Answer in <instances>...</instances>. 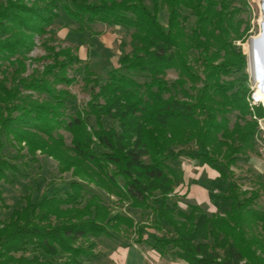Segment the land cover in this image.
Here are the masks:
<instances>
[{
	"label": "trees",
	"instance_id": "16d2710c",
	"mask_svg": "<svg viewBox=\"0 0 264 264\" xmlns=\"http://www.w3.org/2000/svg\"><path fill=\"white\" fill-rule=\"evenodd\" d=\"M62 12L83 32L97 22L133 30L132 52L122 54L107 82L90 78L88 111L69 120L70 93L58 86L72 83L66 71L78 56L52 49L54 62L42 73L22 76L36 37ZM250 15L247 0H0V136L59 158L75 177L63 195L28 196L11 215H0V264H83L95 257V239L131 229L135 221L112 214L93 185L152 212L169 236H145L143 227L136 243L161 255L189 264H264V210L252 206L259 193L230 178L259 132L237 44L251 29ZM170 71L177 73L173 81ZM21 88L39 97H22ZM58 128L72 135L68 166L58 155ZM2 147L0 140V182L18 171ZM182 156L220 173L227 192L212 199L227 204L223 213L209 215L195 204L187 212L173 198Z\"/></svg>",
	"mask_w": 264,
	"mask_h": 264
},
{
	"label": "rangeland",
	"instance_id": "374dc122",
	"mask_svg": "<svg viewBox=\"0 0 264 264\" xmlns=\"http://www.w3.org/2000/svg\"><path fill=\"white\" fill-rule=\"evenodd\" d=\"M247 2L250 7L251 29L248 35L237 42V44L241 47L247 60L246 72L249 74L248 79L251 91L249 93L251 98L255 92V82L249 67L250 45L251 39L257 37L260 33L262 12L260 7L261 0H247ZM64 14V12L60 14V17L48 28L45 36L36 37V46L29 54V59L26 61L27 71L22 76H31L36 71L42 73L46 65L54 62L49 57L52 54V49H55V51L69 49L73 55L78 56L80 61L72 64L66 71L67 77L72 80V83L58 86V89H65L70 93V98L66 101V109L64 111L66 113L65 117L69 120V117L77 111H88V104L92 99L91 85L93 84L89 81L91 80L90 78L97 77L102 84L107 82L109 71L119 66V59L122 54L132 52L131 34L133 30L97 22L83 32L80 31V24L77 21L68 18ZM89 71L93 72L92 75L88 73ZM10 73L14 72L8 71V75ZM176 78L177 73L175 71H170L167 75L169 81H173ZM11 79L9 77L10 82ZM21 92L22 97L27 95H33L35 98L39 97L38 94L30 89L21 88ZM252 107L259 125L255 148L253 150H245V154L240 155L241 159L231 167L233 173L230 178L237 181L242 191L247 190L250 192L253 189L256 190L259 196L252 206L259 210H264V175L259 173L258 169L261 167L250 163L253 159L254 161L259 160L264 165V104L257 102ZM258 108L263 109L262 117L257 115ZM231 119L234 122V115L231 116ZM55 135L63 136L64 142L61 147L63 150L58 152V155L67 165V160H70L69 157L75 156L70 149L72 135L64 128H58L55 131ZM0 140L3 143L1 150L3 155L11 163L18 166V171L14 176L16 179L11 176L8 180L0 182V190L5 200V206L0 208L2 219L11 215L14 209L24 204L26 197L30 196L36 200L41 199L45 195H63L69 188L68 183L75 180V177L72 176V168L64 171L57 160L59 158L43 154L40 150H37L35 154H31L27 150L25 143L19 145L12 140L9 142L4 134L0 136ZM176 149L179 150V148ZM186 151L189 150H181L180 152ZM177 167L178 164H175L176 169ZM92 188L96 195L98 194L102 197V202L110 208L112 214H126L135 222L131 229L124 230L125 227H123L121 231H110L112 234L110 237L103 236L95 239L96 248L93 250L95 257L84 261L83 264H108L109 248L113 252L118 247H126L127 249L131 245H135L138 239V231L143 227L145 228V236H148L147 233L160 237L169 236L166 227L161 230L156 227L154 215L151 211L144 212L131 207L129 201L116 194L107 193L94 185ZM217 188L219 191L218 195L226 194L227 188L225 184L218 183ZM173 198L178 201L179 206L183 210L190 211L189 205L192 204L191 202H181L180 195L177 193H174ZM219 204H214L215 207L208 204L207 207L201 208L209 215L223 213L227 204H221L220 202ZM221 253L224 254V252ZM166 256V258H169L170 254ZM166 258L161 259V261L166 262L168 260Z\"/></svg>",
	"mask_w": 264,
	"mask_h": 264
},
{
	"label": "crops",
	"instance_id": "0c3cea01",
	"mask_svg": "<svg viewBox=\"0 0 264 264\" xmlns=\"http://www.w3.org/2000/svg\"><path fill=\"white\" fill-rule=\"evenodd\" d=\"M250 163L261 167L258 169L259 173L264 175L262 174L264 173L262 162L252 159ZM177 164L181 179L176 183L174 193L180 195L181 202H191L200 207H207L208 204L214 206L216 202L212 198L219 193L217 188L219 179H221L219 172L208 164L200 163L197 159L186 156H182ZM109 251L108 264H189L170 253V257L166 258V255H161L147 243L135 242V245H131L127 249L126 247H118L113 252L109 248ZM164 258L168 260L162 262L161 259Z\"/></svg>",
	"mask_w": 264,
	"mask_h": 264
},
{
	"label": "water",
	"instance_id": "95a60500",
	"mask_svg": "<svg viewBox=\"0 0 264 264\" xmlns=\"http://www.w3.org/2000/svg\"><path fill=\"white\" fill-rule=\"evenodd\" d=\"M260 7L262 12V18L260 21V33L256 38L251 39L249 67H250L251 76L253 77L252 75L253 74L252 64L254 60L253 47L255 45L258 71L260 77L262 78V84L264 86V0H261Z\"/></svg>",
	"mask_w": 264,
	"mask_h": 264
},
{
	"label": "bare ground",
	"instance_id": "6f19581e",
	"mask_svg": "<svg viewBox=\"0 0 264 264\" xmlns=\"http://www.w3.org/2000/svg\"><path fill=\"white\" fill-rule=\"evenodd\" d=\"M256 38V37H255ZM255 42V40H254ZM253 64H252V69H253V79L255 82V99L262 104H264V86L262 84V78L260 77L259 71H258V64H257V56H256V47L254 45L253 47Z\"/></svg>",
	"mask_w": 264,
	"mask_h": 264
},
{
	"label": "built area",
	"instance_id": "2783aa9c",
	"mask_svg": "<svg viewBox=\"0 0 264 264\" xmlns=\"http://www.w3.org/2000/svg\"><path fill=\"white\" fill-rule=\"evenodd\" d=\"M257 102H259V101H257V100L255 99V93H253L252 96H251V103H252V105H254V104H256Z\"/></svg>",
	"mask_w": 264,
	"mask_h": 264
}]
</instances>
